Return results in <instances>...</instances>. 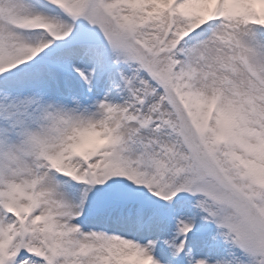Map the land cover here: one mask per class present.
I'll use <instances>...</instances> for the list:
<instances>
[{"label":"snow or ice","instance_id":"snow-or-ice-1","mask_svg":"<svg viewBox=\"0 0 264 264\" xmlns=\"http://www.w3.org/2000/svg\"><path fill=\"white\" fill-rule=\"evenodd\" d=\"M0 264H264V0H0Z\"/></svg>","mask_w":264,"mask_h":264}]
</instances>
